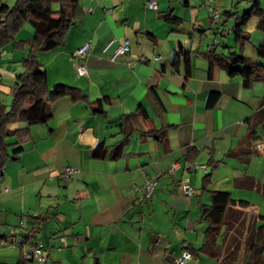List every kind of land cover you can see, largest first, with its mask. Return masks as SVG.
<instances>
[{"label": "crops", "instance_id": "0c3cea01", "mask_svg": "<svg viewBox=\"0 0 264 264\" xmlns=\"http://www.w3.org/2000/svg\"><path fill=\"white\" fill-rule=\"evenodd\" d=\"M145 2L77 0L67 6L70 25L62 44L36 53L48 88L63 83L86 99H55L51 118L31 125L21 151L6 159L0 178V264L23 259L25 234L36 227L31 241L44 261L28 264H174L182 250L200 247L206 227L200 209L210 204L214 190L228 192L235 203L246 201V217L263 220L258 216L263 217L264 146L257 145L264 143V120L255 127L256 140L246 120L262 108L264 81L245 88L240 77L229 78L219 67L208 77L202 53L199 61L191 59L185 39L179 40V26L156 14L164 15L169 6L156 0L153 11ZM225 3L203 0L209 13ZM189 5L186 0L184 6ZM124 40L127 52L110 61ZM85 41L91 43L82 60L87 77H77L72 54ZM23 49L18 53L9 44L0 52V78L11 82L22 72ZM180 50L188 52V74L182 55L176 66L171 64ZM212 91L219 97L208 107ZM98 99L102 113L92 111ZM124 115H130L125 126L132 130L121 157L91 158L90 149L98 143L110 146L122 138ZM162 130L161 139L147 133ZM175 162L178 169L167 174ZM194 162L207 169H190ZM65 166L75 172L59 180ZM183 177L194 187L191 197L182 193ZM149 179L156 184L146 198L134 188ZM36 216L44 219L41 224ZM215 263L198 252L186 264Z\"/></svg>", "mask_w": 264, "mask_h": 264}, {"label": "trees", "instance_id": "16d2710c", "mask_svg": "<svg viewBox=\"0 0 264 264\" xmlns=\"http://www.w3.org/2000/svg\"><path fill=\"white\" fill-rule=\"evenodd\" d=\"M77 0H15L11 6L0 4V52L9 44L14 49H23L27 46V53L20 60L22 72L14 78L10 87L12 99L7 106L0 101V178L6 159L15 157L21 151V143L29 136V127L35 124H44L51 118L50 104L62 96H69L72 100L83 101L86 96L76 87L63 83L53 84L51 88L46 85V70L37 63L36 53L52 50L60 46L64 35L69 28L70 19L67 11L69 4ZM248 7L241 13L224 12L233 17L231 31L240 50H228L227 55L218 54L214 49L202 53L208 65V77L212 76L214 67L222 69L229 78L240 77L242 86L248 88L254 81H264V37L255 47L257 59H250L242 54L243 43L248 40V35L243 30V25L248 16H255L256 27L264 33V4L260 6L259 0H247ZM55 5L56 8H52ZM163 20L170 24L178 25L180 19L167 12ZM28 24L32 30L29 39L17 40L15 36ZM183 56L186 74L189 73L188 52L180 50L171 64L176 66L179 56ZM219 97L216 91L210 92L206 105L213 106ZM104 100V99H103ZM92 111L102 113L101 100L93 102ZM261 109L246 121L250 124L249 135L251 139H258L256 126L264 120V94L260 101ZM145 115L144 110H140ZM130 115L120 119L123 136L110 146L103 142L90 149V157L103 159L107 157L116 160L123 154L125 143L132 126L127 129L126 120ZM156 139L164 137V131L147 132ZM11 149V153L8 150ZM208 174L204 176V180ZM237 207V208H235ZM248 203L239 200L237 203L231 199L228 192L211 191L210 204L203 205L200 209L201 218L206 222L202 234V243L197 250L186 248L191 257H196L198 252L212 256L215 264H264V225L255 223L252 218H247L245 209ZM263 219L262 216H258ZM38 224L43 218L36 216ZM223 228V230H221ZM40 227L33 228L25 234V244L33 243L31 238L39 231ZM3 238V236H0ZM244 240V255L238 260L241 239ZM223 248V249H221ZM24 259L15 264H28ZM94 264H98L95 261Z\"/></svg>", "mask_w": 264, "mask_h": 264}, {"label": "rangeland", "instance_id": "374dc122", "mask_svg": "<svg viewBox=\"0 0 264 264\" xmlns=\"http://www.w3.org/2000/svg\"><path fill=\"white\" fill-rule=\"evenodd\" d=\"M14 1L15 0H0V4L11 6ZM169 1L170 2L167 4V0H163V6L168 5L170 9L169 12L172 10L171 14L181 19L178 24L179 28H177V32L181 36L179 37V40L182 38L185 39L184 47L189 51L191 59L199 61V54L207 50L214 49L218 54L224 56L227 55L228 50L230 49L237 52L240 50V44L235 42L231 31L233 17L224 14V12H236L241 14L249 5L247 0H232V5H230L231 0H227L229 5H226L225 3L223 6H216V8H212L213 5H210L212 9L218 11L219 16L215 21H210V13L207 11V7L203 4V0H190L189 7L184 6L186 0ZM259 2L260 6H263L264 0H259ZM52 8H56L55 5H52ZM156 14L161 16V18L163 16L162 12ZM256 22L257 19L255 16H248L245 20L243 30L248 35V40L243 43L242 54L252 60L256 58L260 61L262 59L257 57L255 47L262 41L264 33L256 27ZM170 25L174 27L177 26L174 24ZM217 29L218 31H216ZM157 33L162 34L161 32ZM31 34L32 30L26 23L16 37L17 40H25L26 38L31 37ZM215 40H217V44H214ZM24 49L27 51V46H25ZM244 49L245 51L243 52ZM7 50L10 51V47H7ZM16 51L21 53L20 51H22V49H16ZM6 56H8L7 53ZM1 57L3 59L4 55H1ZM11 85H13V81L9 82L5 77H3V79L0 78V101L7 106L12 99V95L9 91ZM8 152H11V149H9ZM261 214L263 215L261 223L264 225V205L261 206ZM243 243L244 240L242 238L237 252L238 260H241L244 255L245 245Z\"/></svg>", "mask_w": 264, "mask_h": 264}, {"label": "built area", "instance_id": "2783aa9c", "mask_svg": "<svg viewBox=\"0 0 264 264\" xmlns=\"http://www.w3.org/2000/svg\"><path fill=\"white\" fill-rule=\"evenodd\" d=\"M145 7L148 10H157V2L156 0H146ZM88 11H90L88 9ZM218 17V11L214 9H210V18L211 20H215ZM214 44H217V40L214 41ZM91 48V43L89 41L83 42L72 54V56L77 60L74 64V71L77 77H87V70L85 66L82 64V60H84ZM129 48L128 40H124L121 44L116 46L113 52L109 56L110 61H114L116 57L124 55ZM153 59H158V56H153ZM139 62H144L145 58L140 56L138 58ZM264 146V143L258 144L257 148H261ZM190 169L193 170H201L205 171L207 166L202 163H192L189 165ZM178 169V164L175 162L171 164V166L167 169V174H173V172ZM75 172V168L72 166H65L63 167L57 174V178L59 180H67L72 174ZM156 181L153 179H149L145 181L141 186L135 187L134 190L137 193L142 194L144 197L148 198L152 195L155 189ZM180 187L182 193L185 196L191 197L194 194V187L189 182L188 178L183 177L180 180ZM23 259L27 262L37 261L38 263H43V258L40 255V250L37 245L34 243L26 244L25 251L22 255ZM191 259V254L187 250H182L180 254L174 259V264H186Z\"/></svg>", "mask_w": 264, "mask_h": 264}]
</instances>
